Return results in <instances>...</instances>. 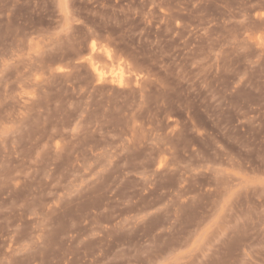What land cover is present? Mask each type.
<instances>
[{
    "label": "rangeland",
    "instance_id": "obj_1",
    "mask_svg": "<svg viewBox=\"0 0 264 264\" xmlns=\"http://www.w3.org/2000/svg\"><path fill=\"white\" fill-rule=\"evenodd\" d=\"M0 264H264V0H0Z\"/></svg>",
    "mask_w": 264,
    "mask_h": 264
}]
</instances>
